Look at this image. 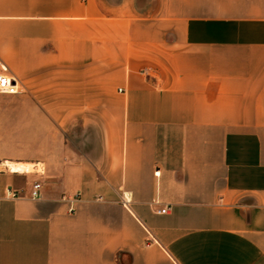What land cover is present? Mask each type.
<instances>
[{
    "label": "crops",
    "instance_id": "0c3cea01",
    "mask_svg": "<svg viewBox=\"0 0 264 264\" xmlns=\"http://www.w3.org/2000/svg\"><path fill=\"white\" fill-rule=\"evenodd\" d=\"M0 59L75 136L0 148V264H264V0H0Z\"/></svg>",
    "mask_w": 264,
    "mask_h": 264
},
{
    "label": "rangeland",
    "instance_id": "374dc122",
    "mask_svg": "<svg viewBox=\"0 0 264 264\" xmlns=\"http://www.w3.org/2000/svg\"><path fill=\"white\" fill-rule=\"evenodd\" d=\"M144 69L140 70V72L145 76H154L155 71L149 70V74L147 75L143 72ZM4 95L6 93H0V95ZM17 95L16 93H14ZM9 95V94H7ZM17 100L15 99H3L0 100V107H4L5 110L9 108L10 110V126H9V135H8V143L6 142L7 136L3 135V140H1L0 135V148L6 150V154L13 155L18 153V147L22 145L23 141H25L26 149L28 153H37L39 150V140L41 141V154L38 155V160L36 161H49L51 159L59 158L61 154L65 152L68 146H72L75 136H69L62 133H55V128L48 127L44 128L43 131L51 130L53 133H43L41 136H34L32 134L18 135L17 134ZM1 111V109H0ZM47 122L43 120V125H46ZM36 142V144H35ZM35 144V145H34ZM8 147V149H7ZM35 147V148H34ZM35 151V152H34ZM4 161V160H3ZM14 161H18L17 158ZM40 168V165L32 168ZM31 169V168H30Z\"/></svg>",
    "mask_w": 264,
    "mask_h": 264
},
{
    "label": "built area",
    "instance_id": "2783aa9c",
    "mask_svg": "<svg viewBox=\"0 0 264 264\" xmlns=\"http://www.w3.org/2000/svg\"><path fill=\"white\" fill-rule=\"evenodd\" d=\"M143 72H145L147 75L149 74L148 69H144ZM120 90V89H118ZM19 91V83L18 80L13 74L9 71L8 67L5 65V63L0 59V93H6V94H14ZM41 184L38 181H33L30 184L28 196L29 198L35 199L39 197ZM18 196V192L15 189H8L6 192V198H16ZM76 198V196L72 197H66L65 200L69 202V206L67 208L68 212H71L73 210L70 203ZM153 205H157L158 201L156 199L152 202ZM169 208L168 205H162L160 207L155 208V212L159 214H163L167 211Z\"/></svg>",
    "mask_w": 264,
    "mask_h": 264
}]
</instances>
